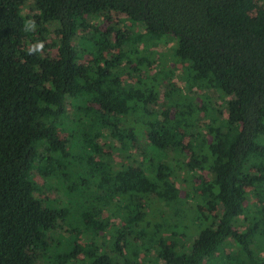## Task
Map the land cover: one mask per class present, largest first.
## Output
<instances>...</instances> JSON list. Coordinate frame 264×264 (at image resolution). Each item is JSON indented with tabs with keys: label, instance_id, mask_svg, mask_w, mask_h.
Instances as JSON below:
<instances>
[{
	"label": "trees",
	"instance_id": "1",
	"mask_svg": "<svg viewBox=\"0 0 264 264\" xmlns=\"http://www.w3.org/2000/svg\"><path fill=\"white\" fill-rule=\"evenodd\" d=\"M32 1L29 19L0 0V264H264V0ZM107 11L139 32L109 38L91 24ZM52 23L54 59L28 46ZM157 58L184 65L182 88L143 78Z\"/></svg>",
	"mask_w": 264,
	"mask_h": 264
},
{
	"label": "rangeland",
	"instance_id": "2",
	"mask_svg": "<svg viewBox=\"0 0 264 264\" xmlns=\"http://www.w3.org/2000/svg\"><path fill=\"white\" fill-rule=\"evenodd\" d=\"M23 13L29 19H32L37 14V11L33 7L32 0H28L27 4L23 8ZM91 24L97 26L100 32L110 31L109 38L110 37L112 38L114 35V32L119 31V30H125L126 32H129L132 34H136L139 32L138 26L130 23L127 20L126 16L122 14H117L114 12H109V11L102 12L99 15H97V18L94 19V21L91 20ZM56 29H57V25L52 23L49 27L48 33L40 34L39 32H34L31 40L28 42V46L35 47L42 54L43 57L54 59L57 56V49L53 45L54 40H55V30ZM79 35L87 36L86 30L80 32ZM172 47H173V43L169 41L159 48H153L152 51L165 54L167 52H170ZM104 55L108 59L112 60L116 58L117 53L112 47H109L108 50H106ZM89 61H90L89 57L87 56V54H85L80 59V64L87 65ZM183 67L184 65H181L180 63H176L173 61H160L157 58L155 64H153V67L148 71L147 74H144L145 76L143 78L148 79L149 77H152L157 73H159L160 76H164L166 75L168 71H171L172 73V75L170 76L171 82H173L177 87L182 88L183 81L180 78V76L182 74ZM168 80L169 79H166V81ZM194 91L197 94L195 95V97H196V102L199 103V105H208L212 109H216V110L223 111L225 107V103L229 101L230 99V97L226 98V97L221 96L218 92L209 93V96L212 97L211 98L212 100H207L205 98L201 99V96L203 97L205 96L204 91L201 89H197V88ZM161 94H162V91H161ZM199 119H200V122L202 123L203 117L200 116ZM64 136L65 135H63V137ZM111 141L112 140L110 138H107L106 140L98 141V145L101 149V153L104 155H111L113 157L114 167L117 170H121L123 166L127 168L132 167V165H129V164L126 165L122 155L116 150H114V148L111 146L112 145ZM145 143H146L145 140H142L140 144L138 145L137 149L132 152V155L138 161H139L140 149L144 146ZM116 146L117 144H115V147ZM190 168H191V164H190ZM210 177H211V174L208 173L207 171H200L197 173L196 178L192 180V182L190 183V186L191 187L198 186L200 182H202L203 180L209 179ZM35 179H36V182L38 183V186L43 189V193H42L43 198L49 197L50 199L55 200L57 199V197H59L58 193L54 190H50L49 186L46 185L44 181L39 178L38 175H36ZM175 184L180 190L185 189L181 177L180 179L175 180ZM181 195L182 196L184 195L183 191H181ZM108 215H109V212L105 210L103 212V217L105 218ZM123 221L124 219L121 215H120V219H112V221H110L111 222L110 228L113 230L114 228L119 227L120 225H122ZM57 233H58L57 234L58 237L56 236L55 238L61 241L65 240V236H63L62 231L60 229H57ZM83 241H84L83 237L79 236V234H75V242H77L78 244L79 243L83 244L84 243ZM100 241L105 244L106 250L108 251L109 254L113 255L115 253V249L113 245L110 243L109 232L100 233ZM143 257L144 255L141 254V259H143Z\"/></svg>",
	"mask_w": 264,
	"mask_h": 264
}]
</instances>
